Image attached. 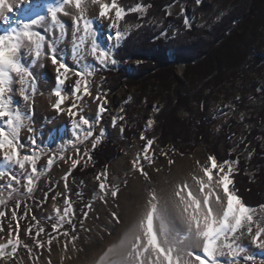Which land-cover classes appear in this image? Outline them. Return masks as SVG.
Here are the masks:
<instances>
[{
  "label": "snow or ice",
  "instance_id": "1",
  "mask_svg": "<svg viewBox=\"0 0 264 264\" xmlns=\"http://www.w3.org/2000/svg\"><path fill=\"white\" fill-rule=\"evenodd\" d=\"M195 2L199 5L201 0ZM89 4L99 6L96 19L106 18L110 21L111 27L117 29L114 35L108 37L110 41H115L114 47H119L126 36V30L120 29L119 22L124 20L129 12L145 14L151 7L150 4L138 3L135 7L126 10L118 0H111L110 3L106 0H53L43 5L36 0H0V18L5 25H8L3 32H0V159L6 165L20 170L19 175L15 171H0V180H4L7 176L4 188L10 190L9 199L12 198L13 193L20 192L21 187L26 188L27 193L31 194L41 175L38 168L40 156L36 154L35 139H31L33 147L27 151H25L27 145L21 141L22 131L29 133L34 131L29 116L14 103L16 91L25 102L31 99L29 92L34 94L36 91L34 83L36 77L33 75V70L24 63L25 56L31 58L33 66L43 67L45 61H50L57 85L52 92L56 97L53 107L57 113L65 114L71 119L76 138L80 139V132H83L84 140L95 136L92 142V149H95L104 135L103 131L98 135L94 132V125L106 111L107 103L106 93H97L93 96L90 84L91 78L96 74L95 69L87 63L81 64L78 69L70 67L62 58L61 50L56 46V39L50 40L44 34L52 32L55 36V31L58 29L59 39L64 40L68 35V27L61 15L70 17L74 37L72 53L77 63L84 60L87 54L101 66L117 64L114 52L106 50L99 44L94 20L85 15ZM68 6H73L77 13H71ZM113 11L114 19L111 15ZM167 14L171 15L170 12ZM22 16L28 18L24 19ZM183 23L188 28L191 27L187 17ZM69 73L76 77L71 92L76 101L89 97L94 102H99L97 121L83 115L84 107L76 102L68 104L66 109L62 108L67 97L62 94L60 86L65 85ZM15 85H19V88L16 89ZM152 123L153 121L149 119L148 126L150 127ZM120 131H124L123 127ZM140 139L145 141L143 155L138 154L131 161V165L133 170L139 172L146 181H150L149 172L145 170L142 161L147 160L149 165L155 162L148 154L155 138H148L142 134ZM76 152L79 155L80 149L77 148ZM163 154L167 155V153ZM84 155L88 156V152L86 151ZM88 158L91 159V156ZM207 159V165L196 162L198 172L192 175L191 182L184 180L176 183L167 196H161L155 189H149L145 203L135 221L118 242L107 249L100 259V264L105 262L106 264H241V260L246 264L247 262L264 264V258L257 261L255 255L247 254V247L240 242L246 234L251 238V243L264 252V205H260L259 210L253 208L237 194L238 189L234 187L233 165L239 163L238 159L220 162L214 155H209ZM53 163L54 159L50 157L46 167L50 169ZM80 163V159H72V168ZM168 163L172 164L174 161L169 159ZM67 175L63 177L65 182ZM96 179L99 181L98 188L101 193L117 197L120 188L118 185L112 186L107 183L106 170L98 173ZM23 181H26V184ZM57 195L62 194L57 193ZM6 204L7 200L0 198V205ZM19 207L17 203L16 208ZM87 207L91 208V205ZM56 214L57 222L52 224L53 230L58 231L65 223L72 224L71 218L75 215V210L68 197H65L63 211L57 208ZM6 215V212L0 211V218ZM11 215L17 219L15 209L12 210ZM112 217L115 222H120V217L115 212L112 213ZM18 229L17 219L15 228L10 230L15 232L14 238L0 244V259L5 255L14 257L17 253L20 245ZM2 231L4 228L0 223V232ZM28 231L31 234V229ZM43 231L44 229L40 228L36 235L39 236ZM63 235L67 236L68 232H64ZM72 239L75 240L76 237L73 236ZM51 243L50 239L48 244ZM37 246L43 248L44 244L37 241ZM64 247L66 249L67 245L65 244Z\"/></svg>",
  "mask_w": 264,
  "mask_h": 264
},
{
  "label": "trees",
  "instance_id": "2",
  "mask_svg": "<svg viewBox=\"0 0 264 264\" xmlns=\"http://www.w3.org/2000/svg\"><path fill=\"white\" fill-rule=\"evenodd\" d=\"M176 2L194 7L193 17L199 15L197 25H184L187 13L167 14ZM118 3L126 10L138 3L151 7L145 14L129 12L120 21L126 36L114 51L118 67L99 71L100 91L107 93L126 85L135 88L137 94L132 97L136 100L146 97L151 101L159 95L162 107L155 114L156 125L145 135L179 154L193 152L202 143L206 154L214 155L220 162L238 159L234 174L237 194L253 208L264 205V77H251L264 67V53L253 51L264 45V0H201L199 5L195 0ZM171 27L176 33L168 40L165 34ZM133 63L134 77L129 67ZM179 64H185L181 77L175 73ZM237 80L241 83L238 99L232 101L233 114L214 131L207 116V99ZM130 105L124 111L125 118ZM182 111L187 116H180ZM242 111H248L249 117L240 123L235 114ZM245 123L247 127L243 129ZM128 125L123 127L126 137ZM116 150L111 138L102 140L92 152L93 164L78 165L72 176L82 181L97 170H106ZM49 220L55 223L53 217Z\"/></svg>",
  "mask_w": 264,
  "mask_h": 264
},
{
  "label": "rangeland",
  "instance_id": "3",
  "mask_svg": "<svg viewBox=\"0 0 264 264\" xmlns=\"http://www.w3.org/2000/svg\"><path fill=\"white\" fill-rule=\"evenodd\" d=\"M106 2L110 3L111 0H106ZM92 5L93 4H89L87 7H91ZM95 6L99 8L98 5ZM169 11L175 16L180 15L181 13H187L191 25H197L199 22V15L193 17L192 12L194 11V7L189 4L183 5L181 2H176L169 8ZM111 15L114 19V11ZM22 18L27 19L28 17L22 16ZM13 19H15V16H13ZM93 20L99 44L106 50H112L114 52L116 48L114 47L115 41H110L108 37L114 35L117 29L111 27V23L108 19L101 21V18H94ZM65 23L68 27V35L64 40H61V44L59 42L56 44L58 50H61L62 58L73 69H78L83 63H87L89 66L93 67L96 74L91 78V90L93 94H104L99 88L100 80L102 79L101 75L99 76V71L117 68L118 63L115 65L109 64L106 67L101 66L87 54H85L84 60L77 63V59L73 58L72 53V42L74 37L71 20H65ZM0 25L2 26L1 29L4 30L8 27V25H5L1 20ZM38 30L42 32L44 31L43 29ZM58 31V29L55 31L56 38ZM239 31L241 32L242 30ZM175 33L173 27L169 28L165 34L166 38L170 40L174 37ZM44 34L50 40L54 38L52 32H45ZM253 51L264 53V45H262L260 49L254 48ZM170 53L171 58L174 59L173 50H171ZM24 63L33 70V75L36 77L34 81L36 91L34 94L29 92L31 99L28 102H25L23 97L19 95V92L16 91L14 93V103L23 111L27 112L29 116L31 127L34 131L31 133L22 131L21 141L27 145V148L25 149V151H27L33 147L31 139H35V147L37 149L36 154L40 156L38 168L41 175L36 181V186L31 194L27 193L26 188L21 187L20 192L13 193L11 199L8 198V191L10 190H5L4 188L7 176L4 177V180H0V198L7 200L6 205H0V211L7 213L5 217L0 218V223L3 224L4 228V231L0 232V244L6 243L8 239L14 238L15 232L10 230L15 228L17 219L19 220L18 232L20 239V245L15 256L10 257L5 255L3 259H0V264H49V261L50 264H68L72 259L83 257L89 251L100 246L101 242L107 239V236H112L114 230L117 229V225L120 224L125 212H127V210H125L126 206L136 199V196L132 193L130 183L133 176L139 172L133 170L131 161L138 154L143 155L142 150L145 146V141L141 140L140 136L142 134L145 135L146 131L155 127V114L162 107V101L161 97L159 95L157 96V94L151 99V101L146 97H142L141 99L137 98L136 100L132 97V95L136 93L135 88H128L126 85H120L117 89L110 90L106 93L107 103L105 105H112L115 101L118 102L115 105V126H113V123H110L108 120L103 126L96 122L94 125V132L98 135L103 131L104 135L101 137L100 142L107 138H111L117 145V154L108 165L106 171L108 173L107 183L112 186L118 185L120 192L115 198L110 194H107L102 199L99 194V181L96 179L97 174L102 172L101 170H97L82 181L72 176V172L76 168H72V159H80V164L86 166L93 164L94 160L92 152L94 149H92V142L95 139V136L88 140H84V134H82L79 142L73 143L68 136H65L62 139L58 137L57 129H51L46 124L41 127L37 125L36 112L38 109V97H40L44 93V90L47 89L49 101H56V97L52 95V92L57 87L56 81L53 85H44L43 87V82L46 80L47 75L44 76L41 73V70L47 67L52 76L51 79L54 80L55 72L53 73V66L50 61H45L43 67H39L38 65L33 66L31 64V58L25 56ZM133 65H135V69L133 68ZM129 67L131 75L134 77L136 63L130 64ZM175 73L178 77L183 76L185 73V64H179ZM261 76L264 77V67L251 74L253 80H256ZM75 79L76 77L69 73L65 85L60 86L62 87V94L67 97L64 104L65 109L68 104L75 102V96L71 95ZM240 83V80H237L234 83H229L226 89L208 97L207 116L212 123L214 131H218L221 125L225 124L233 114L235 106L232 104V101L238 99ZM262 84L264 86V79ZM14 87L18 89L19 85H15ZM208 93L209 91H206V94ZM76 103L84 107L85 111L82 113L83 115L96 121L88 111L90 107L85 98ZM128 104H131L127 109L130 113L129 116H126L127 118H125L124 111L126 112V106ZM180 116H187V112L182 111ZM123 117L125 118V121L123 126H121L120 121H123ZM245 117H249L248 111H242L235 114V118L240 123H242ZM149 119L153 121L150 127L148 126ZM70 123L71 120L67 123V129H70ZM127 124H129L127 128L129 129L128 137L124 136L123 132L120 131L121 127H124V125L126 126ZM246 127V123L242 125L243 129ZM98 145L99 143L96 146ZM204 147V144L199 143L196 145L193 152L179 154L170 147L163 148L159 146L155 140L148 153L152 156L155 162L149 165L147 160L142 161L145 170L149 172L150 176V181H146L140 174L146 191L149 189H155L158 191V186L162 183V179L160 178L161 172L166 174V184L172 186L174 179L171 177L170 173L176 171L180 164L183 166V168H181L183 170L181 171H185L186 176L191 180L192 175L198 172V167L195 166L197 161H199L200 164L203 163L202 165L208 164V155L206 154ZM77 148L80 149L79 155L76 152ZM86 151L88 152V156H91V159L84 155ZM163 153H167V155H164ZM245 156L248 157L249 153L245 152ZM50 157L54 159V163L49 169L46 167V164ZM61 157H64V159H61ZM169 159L173 160L174 163L169 164ZM187 161L192 163L188 168L185 165ZM233 167L236 169L237 164H234ZM157 168L160 170L156 171ZM0 171H15L17 175L20 173L18 168L14 169L6 165L2 159H0ZM66 174L68 175L67 181L65 182L63 177ZM23 183L26 184V181H23ZM65 183H67V188H65ZM57 193H61L62 195H57ZM53 197H55V199H53ZM65 197H68L71 200L75 215L71 218V225L65 223L63 227L56 231L53 230L52 222L48 217H53L55 223L57 222L56 209L59 208L61 209V212L63 211V208L65 207ZM105 200L107 202H105ZM17 203L20 205L19 208H16ZM87 205H91V208L87 207ZM13 209L17 212V219H14L11 215ZM256 209L259 210V207ZM113 212L120 217L119 223L115 222L112 217ZM85 213H87L86 217ZM40 228H43L44 231L37 236L36 233ZM29 229H31V234H29ZM66 231L68 232L67 236L63 235ZM73 236L76 237L75 240L72 239ZM50 239L52 240L51 245L48 244ZM37 241L43 243L44 247H38ZM240 242L247 247V254L255 255L257 261L264 258V252L256 248L251 243V238L246 234ZM65 244L67 245L66 249L64 247ZM8 251H10V248ZM221 259L227 260V258ZM241 264H246V262L241 260ZM247 264H251V262H247Z\"/></svg>",
  "mask_w": 264,
  "mask_h": 264
},
{
  "label": "bare ground",
  "instance_id": "4",
  "mask_svg": "<svg viewBox=\"0 0 264 264\" xmlns=\"http://www.w3.org/2000/svg\"><path fill=\"white\" fill-rule=\"evenodd\" d=\"M36 2L43 5L45 3L53 2V0H36ZM68 8L71 12H73V14L77 13V10L73 6H68ZM98 14H99V8L95 6L94 4L91 7H86L85 15L88 18L94 19L98 17ZM61 18L64 21L68 19L71 20V18L63 17L62 15H61ZM105 19L106 18H101V21H104ZM0 20L2 21V18H0ZM0 28H2L1 25H0ZM3 31L4 29H2L0 32H3ZM54 38H56V35L54 36ZM56 41L61 44V40L59 39V31H58ZM41 73L44 76L47 75L46 80L43 82V87L44 85L48 86V85H53L55 83V80L51 79L52 76L50 75V71L48 70L47 67L43 68L41 70ZM53 73H54V69H53ZM54 77H55V73H54ZM94 95L95 94H93V96ZM84 98L89 103V107H90L88 110L89 113L97 121V117L99 115L97 104L99 102H94V100L89 97L87 98L84 97ZM37 101H38L37 102L38 109L36 112V115H37L36 122L38 126L41 127L44 124H46L51 129H57V136L60 137L61 139L64 138L65 136L66 137L68 136L72 140L73 143L79 142L80 139L76 138L74 129L72 127V123H70L71 125L70 129H67V123L71 119L68 118V116L65 114L57 113V111L53 107V104L55 102H51L48 99L47 89H45L44 93L40 97H38ZM75 102H78V101L75 100ZM117 103L118 102L115 101L112 105H108V104L105 105L106 111L102 114V116L99 117L97 121L99 125L103 126L107 120L110 123H113L115 119V115H116L115 105ZM62 108H65V105H63ZM82 134L83 132H80V138ZM185 165L188 168L192 165V163L190 161H187ZM195 166L198 167L197 164H195ZM179 167H177L176 171H172L170 173L171 177L174 179V183L172 186L166 184V174H164L163 172L160 173V178L162 179V183L159 184L157 193H159L161 196H167L172 191V188L174 187L176 183L182 182L184 180H188L189 182H191V180L188 179V177L186 176L185 171H181L183 170L181 169L183 168V166L180 164ZM130 184H131L130 186H131L132 193H134V195L136 196V199L131 204L126 206L125 210H127V212H125L120 224L117 225V229L114 230V234L109 237L107 236V239L105 241H102L100 246L89 251L85 256L72 259L71 261L68 262V264H100V259L104 255V253L107 251V249L111 247L113 244L117 243L118 240L123 235V233L127 230V228L135 221L136 216L138 215L139 211L142 209V206L145 203L147 191H146V188L144 187V183L142 182L140 173L133 176ZM99 194L101 198L102 197L104 198L106 196L105 194L101 192H99Z\"/></svg>",
  "mask_w": 264,
  "mask_h": 264
},
{
  "label": "water",
  "instance_id": "5",
  "mask_svg": "<svg viewBox=\"0 0 264 264\" xmlns=\"http://www.w3.org/2000/svg\"><path fill=\"white\" fill-rule=\"evenodd\" d=\"M133 68L135 69V65H133Z\"/></svg>",
  "mask_w": 264,
  "mask_h": 264
}]
</instances>
